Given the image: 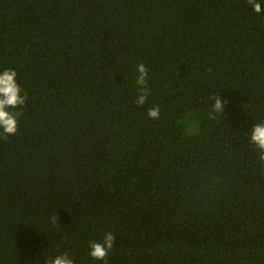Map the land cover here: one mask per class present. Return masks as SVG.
<instances>
[{"label":"trees","instance_id":"obj_1","mask_svg":"<svg viewBox=\"0 0 264 264\" xmlns=\"http://www.w3.org/2000/svg\"><path fill=\"white\" fill-rule=\"evenodd\" d=\"M6 69L28 99L0 138V264H264L249 142L264 122V14L247 0H0Z\"/></svg>","mask_w":264,"mask_h":264},{"label":"clouds","instance_id":"obj_2","mask_svg":"<svg viewBox=\"0 0 264 264\" xmlns=\"http://www.w3.org/2000/svg\"><path fill=\"white\" fill-rule=\"evenodd\" d=\"M248 5L257 15L264 14L260 0H247ZM138 76L136 86L139 93L134 100V104L143 107L148 100L150 92L148 85V69L143 62L136 65ZM22 88L17 82V72L12 69H6L0 72V138L7 139L18 132V117L20 112H12L10 109L22 108L28 99L27 93L22 94ZM214 109L217 112H223L227 101H222L220 97H214ZM149 119H158L160 117L159 105H154L147 111ZM249 142L255 145L259 152V159L264 162V122L253 125L249 133ZM52 225H56L57 218H51ZM115 243V235L111 231L105 232L101 240H93L89 244L88 255L95 261H105ZM49 264H74L67 253L53 258Z\"/></svg>","mask_w":264,"mask_h":264}]
</instances>
